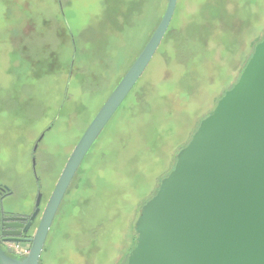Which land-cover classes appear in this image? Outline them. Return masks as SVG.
Here are the masks:
<instances>
[{
  "label": "rangeland",
  "instance_id": "obj_1",
  "mask_svg": "<svg viewBox=\"0 0 264 264\" xmlns=\"http://www.w3.org/2000/svg\"><path fill=\"white\" fill-rule=\"evenodd\" d=\"M166 4L0 0V184L11 192L0 211L31 214L37 179L44 208L71 150ZM263 32L264 0H177L150 62L74 172L39 264L125 262L140 207Z\"/></svg>",
  "mask_w": 264,
  "mask_h": 264
},
{
  "label": "water",
  "instance_id": "obj_2",
  "mask_svg": "<svg viewBox=\"0 0 264 264\" xmlns=\"http://www.w3.org/2000/svg\"><path fill=\"white\" fill-rule=\"evenodd\" d=\"M176 2L167 0L151 36L71 150L27 253L15 258L0 248V264H39L74 172L150 62ZM37 185L24 230L40 211L38 179ZM134 230L137 237L123 264H264V34L236 81L177 151L173 167L140 207Z\"/></svg>",
  "mask_w": 264,
  "mask_h": 264
},
{
  "label": "flooded vegetation",
  "instance_id": "obj_3",
  "mask_svg": "<svg viewBox=\"0 0 264 264\" xmlns=\"http://www.w3.org/2000/svg\"><path fill=\"white\" fill-rule=\"evenodd\" d=\"M39 140L37 141V143ZM37 143L34 144L36 145L37 149ZM34 146L32 148V154H31V159L32 156L34 155L35 159V152L36 149L33 151ZM32 165V163H31ZM32 170L34 172L35 169V164L31 166ZM62 169H60L61 172ZM59 172V174H60ZM59 176V175H58ZM58 178V177H57ZM4 185L0 184V198H4L5 196L9 195L11 192L9 189H3ZM35 202V201H34ZM34 210V207H33ZM42 209H40L39 213L36 215V217L31 221L29 227H27L26 230H24V227L29 220L30 213H21V212H9L6 213L5 211H0V248L6 253V255H9L11 257L15 258H21L23 256H20V254H16L12 250V246L15 244H20V243H27L30 245V241L28 239L32 238L33 233H34V226L36 219H39V216L41 214ZM33 212V211H32ZM31 212V213H32ZM11 217H24V219H16V218H11ZM38 222V221H37ZM12 223H15L14 225ZM18 223H21L19 225ZM33 230V232H32Z\"/></svg>",
  "mask_w": 264,
  "mask_h": 264
},
{
  "label": "built area",
  "instance_id": "obj_4",
  "mask_svg": "<svg viewBox=\"0 0 264 264\" xmlns=\"http://www.w3.org/2000/svg\"><path fill=\"white\" fill-rule=\"evenodd\" d=\"M12 250L14 253H16L18 255L20 254V256H24L28 251V249H24V250L19 249V246L17 244L12 246Z\"/></svg>",
  "mask_w": 264,
  "mask_h": 264
},
{
  "label": "trees",
  "instance_id": "obj_5",
  "mask_svg": "<svg viewBox=\"0 0 264 264\" xmlns=\"http://www.w3.org/2000/svg\"><path fill=\"white\" fill-rule=\"evenodd\" d=\"M248 58H249V57H248ZM248 58H247V59H248ZM246 61H247V60H246ZM245 63H246V62H245ZM242 68H243V67H242ZM231 86H232V85H231ZM231 86H230V87H231ZM134 243H135V240H134Z\"/></svg>",
  "mask_w": 264,
  "mask_h": 264
}]
</instances>
